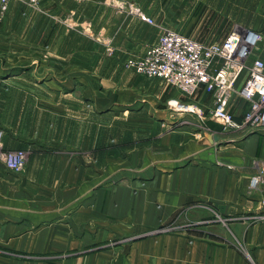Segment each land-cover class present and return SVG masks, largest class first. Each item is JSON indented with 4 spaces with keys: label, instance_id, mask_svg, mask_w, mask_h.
Masks as SVG:
<instances>
[{
    "label": "crops",
    "instance_id": "crops-1",
    "mask_svg": "<svg viewBox=\"0 0 264 264\" xmlns=\"http://www.w3.org/2000/svg\"><path fill=\"white\" fill-rule=\"evenodd\" d=\"M64 1L50 0L47 10L56 13L60 3L61 12L75 10L81 20L87 17L96 27H105L116 51L107 58L86 38L50 30L45 58L55 71H45L57 80L50 77L55 85L21 89L0 80V91L47 89L60 98L38 101L50 110L60 106L57 117L77 125L63 136L60 154H51L50 146L38 143L40 130L33 122L21 120L20 94L11 95L8 88L0 93L5 148L34 153L19 174L0 162V264H264V187L250 189L264 162V129L239 138L211 120L214 134L198 138L196 130L177 124L165 108L176 90L125 67L129 60L144 57L160 30L117 15L103 0H83L72 7L67 0L66 8ZM129 1L158 23L167 16L164 12L180 7L173 0ZM186 34L205 40L212 33ZM85 39L92 46L86 47ZM195 99L202 108L210 107L205 93ZM87 103L96 113L81 114ZM229 109L241 122L248 104L234 97ZM119 114L135 125L118 126L113 115ZM95 119L98 124L108 119L109 125L96 128ZM89 125L94 126L90 132ZM120 129L131 143L129 133H146L138 140L140 155L133 157L132 152L123 171L116 162L102 169L100 163L84 161L89 147L111 158V134L117 138ZM148 132L155 134L150 138ZM89 136L93 143L86 147ZM174 223L173 230L166 229Z\"/></svg>",
    "mask_w": 264,
    "mask_h": 264
},
{
    "label": "rangeland",
    "instance_id": "rangeland-1",
    "mask_svg": "<svg viewBox=\"0 0 264 264\" xmlns=\"http://www.w3.org/2000/svg\"><path fill=\"white\" fill-rule=\"evenodd\" d=\"M49 1L50 0H0V73L4 72L0 74V80H7L10 86H12L11 84H17L20 85L21 89L25 87L29 89V86L32 84L52 82L50 77L54 79V76L47 74V71H45L50 67L55 71V66H50V60L45 58V53L50 51L51 46L47 40L50 30L62 29V31L73 39L79 37L86 38L92 44L100 46L99 48L102 50L103 56L107 58H110L116 51L114 40L107 35L105 27H96L92 20L87 19V17L81 20L75 10L65 11L68 9L66 8L67 0L64 1L66 9L63 10V12L60 11L62 10V5L57 3L59 11H54L56 13H52L47 10V6L50 4ZM82 1L83 0H70L71 7L72 4H77ZM173 2H179L180 7L175 5L176 10L164 12L162 15L167 14V16L160 17V22L158 23L160 26L163 23L166 24L164 28L167 29L188 34H194L195 32H209L213 34L217 31H222L227 34L237 27L249 29L256 28L264 32V0H173ZM5 3H7L8 8L5 12H2L1 6ZM103 3L107 8L113 9L119 16L127 15L115 6L121 3L137 4L129 0H103ZM51 24L53 26H51ZM86 39L85 46H92ZM81 45H84V43H81ZM256 55H262L264 58V46H260L256 51ZM54 80L57 81L56 79ZM0 84L2 83L0 82ZM52 84L53 86L55 85L53 82ZM7 88L8 87H4L0 93H8ZM4 89L6 90L4 91ZM9 90L11 95L14 93L20 94L16 96V98L21 100V104L17 107L18 110L23 112L21 120L26 118L32 121V124L40 130L36 133L38 143L50 146L51 148L48 149V151L51 154H60L61 147L64 146L61 141L63 136L65 135V137H67L68 130L71 129L72 131L77 125L74 123H63L61 118L57 117L61 114L60 106L54 105L51 107V110H53L51 111L44 103L38 101L40 99L58 100L56 98L60 97L51 94L47 89H39L35 86L32 87V90L21 92H18V90L15 92L11 91V89ZM80 94L86 96L89 95V92L81 90ZM73 97L77 98L76 94ZM107 98L108 97L105 96V101H107ZM175 101H179L182 104L194 103L198 106L200 105L197 103V99L189 101L177 92L174 97L167 101L165 106L166 110H168L167 112L177 120V124L193 128L194 131L196 130L195 132L199 136L198 138H202L208 134H214V132H212L213 130L208 125V122H212L213 120L211 121L209 118L201 120L197 114L180 112V110H177V108L173 106ZM87 106H89L88 109L84 108L82 110V115L89 116V114L96 113L94 107H91L88 103ZM46 111H49V113H46ZM120 112L121 111H118L117 113ZM78 113L80 112L78 111ZM120 114L118 116L113 115L117 118L118 126L127 128V125H135V123L131 124L130 122H126L123 114L122 116H120ZM98 125L101 129H104V127L109 125V121L105 119L98 124L96 120L94 126L97 128ZM94 126L89 125L88 130L87 126H85L84 129L90 132ZM62 128L65 132H63V130L61 131ZM123 132L125 131H118L117 138L116 135L111 134V145H114V147L111 146V150H109L112 154L111 158L108 157L107 153L93 152L92 148L89 147L87 149L89 153L83 156L84 161L86 163H100L102 169L108 167V162H116L118 171H123L127 160L132 156V152L133 157L140 155L139 151L142 143H138V140L146 134L145 132H140V130L129 133L133 136V141L131 143L129 139L130 135H123ZM223 132L229 131L223 129ZM251 132V130L245 129L227 134L238 135L239 138H243L248 136ZM154 134L155 132H148L150 138H152ZM105 135L107 136V134ZM88 138L89 139L84 140L86 147L92 146L93 143L92 137L89 136ZM48 139L51 140L50 143L46 141ZM116 140L118 141L115 144ZM106 144L109 143L107 142ZM18 150L25 151L27 155V165L34 154L33 151L30 149ZM43 153L47 154L48 152L43 151ZM263 163L264 162H261L260 166ZM187 223L188 222H186V224ZM179 225L182 224L180 223ZM176 226V223H174L166 229L171 231Z\"/></svg>",
    "mask_w": 264,
    "mask_h": 264
},
{
    "label": "built area",
    "instance_id": "built-area-1",
    "mask_svg": "<svg viewBox=\"0 0 264 264\" xmlns=\"http://www.w3.org/2000/svg\"><path fill=\"white\" fill-rule=\"evenodd\" d=\"M115 7L161 32L157 43L148 48L143 58L125 64L127 69L149 79L165 81L189 101L200 92L210 98L207 109L175 101L173 106L177 110L197 114L201 120L209 118L225 131L264 129V58L256 55L260 46H264V32L237 27L227 34L217 31L199 40L158 25L137 4L121 3ZM7 8L5 3L1 11ZM234 97L248 104L241 122L235 120L229 109ZM4 138L5 132L0 130V162L9 171L20 173L27 163V155L23 150H7ZM262 187L264 163L250 180L252 191Z\"/></svg>",
    "mask_w": 264,
    "mask_h": 264
}]
</instances>
